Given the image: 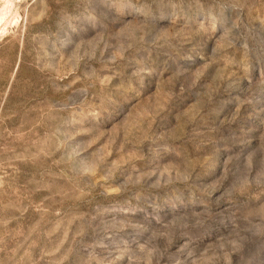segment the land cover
Returning a JSON list of instances; mask_svg holds the SVG:
<instances>
[{"label":"rangeland","instance_id":"1","mask_svg":"<svg viewBox=\"0 0 264 264\" xmlns=\"http://www.w3.org/2000/svg\"><path fill=\"white\" fill-rule=\"evenodd\" d=\"M0 264H264V0H0Z\"/></svg>","mask_w":264,"mask_h":264}]
</instances>
